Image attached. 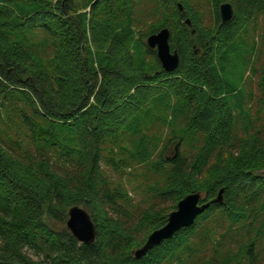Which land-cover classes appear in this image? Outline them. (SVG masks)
<instances>
[{
  "label": "trees",
  "instance_id": "1",
  "mask_svg": "<svg viewBox=\"0 0 264 264\" xmlns=\"http://www.w3.org/2000/svg\"><path fill=\"white\" fill-rule=\"evenodd\" d=\"M263 170L264 0H0V264H264ZM192 192L211 205L137 258Z\"/></svg>",
  "mask_w": 264,
  "mask_h": 264
},
{
  "label": "water",
  "instance_id": "2",
  "mask_svg": "<svg viewBox=\"0 0 264 264\" xmlns=\"http://www.w3.org/2000/svg\"><path fill=\"white\" fill-rule=\"evenodd\" d=\"M183 10V5L180 4ZM219 14L222 24H226L234 19L235 9L231 2H223L219 7ZM186 23L191 25V20L186 19ZM171 32L168 27L161 28L159 31L147 37V45L157 50V56L163 68L168 71H175L181 62L180 53L177 49L173 50L170 44ZM199 52V50L197 51ZM264 174V170L262 172ZM224 189L214 198L213 202L223 201ZM210 201L202 202V192H192L183 197L177 204V208L169 213L167 222L160 228L155 229L148 236L146 242L134 250L137 258L145 256L154 246L161 244L164 240L173 237L184 227L193 225L198 216L209 206ZM67 226L72 234L80 243L92 244L97 239V225L92 219L91 214L82 206L75 205L69 209Z\"/></svg>",
  "mask_w": 264,
  "mask_h": 264
},
{
  "label": "rangeland",
  "instance_id": "3",
  "mask_svg": "<svg viewBox=\"0 0 264 264\" xmlns=\"http://www.w3.org/2000/svg\"><path fill=\"white\" fill-rule=\"evenodd\" d=\"M208 20H209V18H208ZM208 20H207V22H208ZM209 21H210V20H209ZM208 23H209V22H208ZM142 29H143L144 32H145L146 30L149 29V25H145ZM131 195H132V197H135L136 199H138L140 194H137L136 192L131 191Z\"/></svg>",
  "mask_w": 264,
  "mask_h": 264
}]
</instances>
